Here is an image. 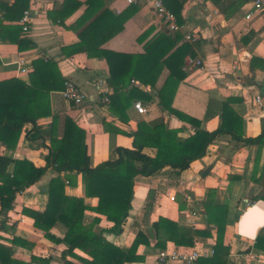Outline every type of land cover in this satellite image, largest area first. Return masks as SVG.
<instances>
[{"label":"crops","instance_id":"0c3cea01","mask_svg":"<svg viewBox=\"0 0 264 264\" xmlns=\"http://www.w3.org/2000/svg\"><path fill=\"white\" fill-rule=\"evenodd\" d=\"M76 1L84 3L86 0ZM17 2L0 0V117L5 118L14 81L19 79L29 82L32 62L38 58L57 61L66 80L73 81L86 93L87 99L82 107H78L66 101L61 91L51 92V116L37 121L41 139L31 138L33 125L27 124L13 154L14 158L27 159L38 168L45 167L51 141L62 138L67 118L86 132L91 167L115 161L118 158L115 153L117 148H133V138L129 133L135 132L142 121L151 126L165 122L170 128L180 130V140L190 137L194 127L164 111L158 105L155 93L144 85V89L139 90L152 92L154 100L148 103L140 98L135 99L123 114L128 119L126 122L113 115L110 105L103 108L98 103L99 79L105 80L111 96L114 94L108 84L110 73L107 62L104 59L89 58L85 53L70 56L63 52L64 48L80 42L79 32L89 24L78 27L79 19L87 8L85 4L61 22L54 17L53 11L58 8L55 4H62L64 0ZM223 3V6H216L212 0H187L183 7V23L178 22L183 30L179 33L182 37L191 33L199 38L194 45V58L201 59L204 67L190 69L185 60L184 71L187 77L178 87L173 106L195 122L201 123L202 130L212 132L223 126L224 104L231 100L227 114L229 126L244 140L255 139L264 130V105L257 106L255 100L257 96L264 99V24L257 13L252 19H246L251 5L243 0H225ZM75 8L77 6H71V9ZM214 8H218L221 15L208 20L205 10ZM103 9L115 17L126 18L122 31L106 42L104 49L117 53L142 54L146 45L165 31L162 22L155 17L151 6L145 1L128 5L127 0H106ZM26 11L30 12L31 24L29 32L24 33L21 20ZM1 34L5 37H1ZM20 59L28 60L29 74L20 73L17 64ZM168 75L169 71L164 69L157 81V90L161 89ZM130 85L122 89L126 96L133 90ZM136 101L147 106L149 111L146 115L135 111L133 104ZM106 124L113 125L120 132H109ZM144 153L155 157L157 151L146 148ZM5 154L6 147L0 142V156ZM263 167L264 146L261 148L258 144L239 142L231 135H223L208 146L203 158L193 162L189 169L179 175L170 166H166L152 177H136L132 208L120 235L110 232L114 225L112 222L92 211L85 213L84 225H92L96 218H100V222L95 225V232L102 233L108 242L124 249L131 247L140 232L146 233L152 245H141L138 249V254L144 256L145 260L126 264H157V253L160 250L153 247L152 225L164 217L189 227L187 218L194 214L199 220L197 229H205V216L201 208L208 191L213 189L216 191L217 202L228 204L230 209L225 235V244L231 249L230 264H236L238 260L246 264L249 252L258 254L264 264V252L255 249L264 221L253 234L252 227L243 228V216L264 204V201H254L253 197L261 188L252 180L255 169L260 175ZM13 170L14 165H11L9 172ZM58 176L64 179L69 177L66 181L72 182L66 184V195L85 196L84 174H59L53 167H49L36 184L17 194L14 210L8 213V221L0 227V243L11 246L15 257L26 263H31L33 256H53L55 264H65L61 258L64 246H56L44 232L34 226V220L23 213L24 208L41 212L46 209L49 183ZM180 203L186 204L187 208L180 210ZM85 204L91 209L95 208L98 199L85 198ZM259 216L264 218L262 213ZM66 233L67 228L62 223H57L51 230L56 238H64ZM15 237L26 241L31 247L13 245ZM196 243L205 248H214L215 239H199ZM169 245L174 244L169 242ZM75 253L88 258L80 250ZM67 260L71 264H82L71 257H67Z\"/></svg>","mask_w":264,"mask_h":264},{"label":"trees","instance_id":"16d2710c","mask_svg":"<svg viewBox=\"0 0 264 264\" xmlns=\"http://www.w3.org/2000/svg\"><path fill=\"white\" fill-rule=\"evenodd\" d=\"M106 0H86L84 3L76 0H64L53 11L54 17L64 21L76 9L85 4L84 14L78 22V27H84L80 32V42L63 49L72 56L85 53L89 58L104 59L109 67L108 84L114 90L110 96V110L119 120L127 121L123 116L132 102L143 99L148 103L158 98V105L171 116L194 127L190 137L180 140L179 129L170 128L167 123L151 126L142 121L135 132L129 133L133 138V148H117L115 161L102 162L91 167L87 154L86 132L79 128L72 119L67 118L65 130L61 139H53L46 157L45 167H36L27 159L14 158L24 127L32 124L33 139H41L37 130L40 118L51 116L49 96L51 92L62 91L66 78L63 76L59 63L54 59L38 58L32 62L29 82L15 80L5 118L0 117V142L6 147L7 154L0 156V227L8 221V213L14 210L18 193L36 184L49 167L59 173H77L85 176V196L71 197L66 195V180L61 176L54 177L48 187V203L44 211L24 208L23 213L34 220V226L45 233L56 246H64L61 258L65 264H71L67 257L74 258L82 264H126L143 262L144 256L138 254L141 245L151 246L149 235L140 232L130 248L124 249L108 242L102 233H96L94 228L100 222L96 218L92 225H84L87 211L104 216L114 225L110 232L120 235L126 222L134 198L135 179L138 176L152 177L166 166H170L178 175L190 168L191 164L206 155L208 146L223 135H231L236 141L264 146V130L255 139L244 140L235 133L227 122L230 111L228 100L224 104V122L220 129L209 132L201 129V123L195 122L187 115L176 110L174 98L181 82L187 77L184 71L187 57H195L194 45L182 43L179 32L164 31L154 37L145 47L142 54L117 53L103 48V45L122 31L126 18L115 17L107 9H103ZM187 0H163L166 7L175 14L178 22L183 23L182 10ZM225 0H212L216 6H223ZM21 2L18 0L17 3ZM71 6H77L71 9ZM52 15V14H51ZM53 16V15H52ZM1 37H5L1 34ZM164 69L169 75L161 87L156 89L157 81ZM139 81L152 92H143L133 88L126 96L122 89L132 81ZM111 132H120L111 124H106ZM28 135V134H27ZM146 148L156 149L155 157L144 153ZM14 165L12 173L9 167ZM257 168L253 174V182L261 190L253 197L254 201H264V167L260 175ZM238 179V177H234ZM233 179V178H232ZM69 183H72L71 181ZM85 198H97L98 205L89 208ZM186 204L180 203V210H185ZM202 214L205 216V229H192L178 222L161 217L152 225L153 247L163 250L169 242L177 247L191 249L199 239L214 238V255L201 258L198 264H230V246L225 244V235L229 224V205L218 203L216 191L210 189L206 200L202 203ZM62 223L67 228L64 238H56L51 234L52 228ZM13 245L31 247L26 241L15 237ZM255 249L264 252V228L257 236ZM84 252L88 258L78 256L75 251ZM248 252V251H247ZM0 264H55L53 256L40 258L33 256L31 263H26L15 257L11 246L0 243Z\"/></svg>","mask_w":264,"mask_h":264},{"label":"built area","instance_id":"2783aa9c","mask_svg":"<svg viewBox=\"0 0 264 264\" xmlns=\"http://www.w3.org/2000/svg\"><path fill=\"white\" fill-rule=\"evenodd\" d=\"M141 1H145L148 3L155 17L162 22L166 31L170 33L181 32L183 27L178 23V20L173 12H171L166 5L164 4L163 0H127L128 5H135ZM247 4L251 5V11L246 14V19L250 20L253 18L254 14L257 13L261 16L263 24H264V0H243ZM205 15L208 20L214 19L216 16L221 15V11L218 8L214 9H206ZM23 25V32L27 33L30 29L31 18L30 12L26 11L24 16L21 20ZM199 38L191 33H186L183 35L182 43H190V44H197ZM19 71L23 75H27L30 72V64L28 63L27 59H20L18 61ZM186 64L190 69H203L204 64L201 59L187 57ZM98 90L100 92V96L98 99V103L103 108H108L110 105V91L107 87L106 81L103 79H99L97 81ZM131 88H138L144 89L143 85L139 81H132ZM63 98L73 103L78 107H82L85 104L87 99V95L83 92L73 81L67 80L65 83V88L61 91ZM256 105L263 106L264 99L262 96L256 97ZM133 108L135 111L140 115H146L148 113V108L145 104L141 101H136L133 104ZM68 185L69 182L66 181ZM175 200V198H171ZM197 215H192L191 217L187 218V225L192 229H197L198 227V219ZM199 243H196L195 247L191 249L187 248H179L177 246L169 245L165 249L160 250L157 253V264H198V261L201 258H210L214 255V248H205L204 246H199ZM232 256V255H231ZM235 256V255H234ZM247 260H245L246 264H262V259L256 253L249 252L246 255ZM245 258V259H246ZM236 264H243L241 260H238Z\"/></svg>","mask_w":264,"mask_h":264},{"label":"bare ground","instance_id":"6f19581e","mask_svg":"<svg viewBox=\"0 0 264 264\" xmlns=\"http://www.w3.org/2000/svg\"><path fill=\"white\" fill-rule=\"evenodd\" d=\"M254 209V208H253ZM249 210L244 216H243V228L248 226V228H251L252 234L257 230L258 226L261 225V223L264 221L263 217L260 218L259 213L264 214V204H260L257 208L254 210Z\"/></svg>","mask_w":264,"mask_h":264}]
</instances>
